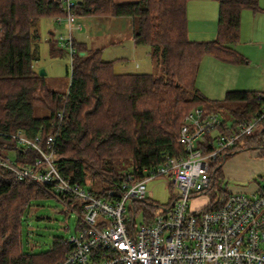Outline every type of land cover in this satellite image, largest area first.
<instances>
[{"label": "trees", "instance_id": "1", "mask_svg": "<svg viewBox=\"0 0 264 264\" xmlns=\"http://www.w3.org/2000/svg\"><path fill=\"white\" fill-rule=\"evenodd\" d=\"M189 1L75 0V21L78 16L129 17L134 44L150 48L151 60L161 72L118 74L113 62L101 59L102 48L91 49L72 39L71 56L64 47L70 57V81L66 93L60 94L47 87L33 64L39 20L64 18L61 1L0 0V132L19 130L31 138L39 136L42 141L56 133L58 172L82 187L86 178L93 184H105L98 191L90 189L95 196L105 197L107 191L120 189L125 174L138 180L144 170L184 154L178 141L179 128L184 114L192 109L218 113L226 104H237L229 109L232 131L254 120L264 106V94L258 98L259 93L253 91H229L222 101H211L195 88V79L205 55L228 64L246 62L232 45L238 41L241 11H256V0H218L216 38L201 42L187 37ZM36 111L44 114L36 115ZM61 111L59 121L57 114ZM224 125L222 121L218 129ZM214 139L213 133L202 137L199 147L204 154L213 150ZM250 147L264 149L263 132L241 137L211 164L213 180L204 193L208 198L204 210L218 208L229 195L222 181L221 161ZM10 152L20 168L32 167L39 158L35 150L16 148L10 138L1 135L0 154L9 156ZM48 198L72 203L65 197L50 196L0 168V264H56L69 253L62 238L54 239L45 251L23 247L26 210L32 202ZM156 210L155 204L134 202L129 209L128 228L135 227L133 216L137 213L142 212L144 223ZM97 254L107 255L103 247L98 248Z\"/></svg>", "mask_w": 264, "mask_h": 264}, {"label": "built area", "instance_id": "2", "mask_svg": "<svg viewBox=\"0 0 264 264\" xmlns=\"http://www.w3.org/2000/svg\"><path fill=\"white\" fill-rule=\"evenodd\" d=\"M60 1L69 34L81 30L80 25H74L75 0ZM58 42L70 56L73 54L71 35L60 37ZM62 113L57 114L59 121ZM263 119L264 106L254 120L224 134L217 131L221 123L218 113L194 108L184 114L179 128L178 141L184 154L144 170L138 180L125 174L120 189L107 191L105 197L95 196L58 172L56 133L42 141L19 130L0 132L16 148L33 149L39 154L33 166L26 168L17 167L10 156L0 154V168L50 196L72 200L66 205L78 215L79 228L64 239L70 251L56 264H264V188L253 194H229L216 209L190 208V200L203 197L211 187V164L241 137L252 135ZM216 131L213 150L204 154L199 147L202 137ZM160 176L167 178L176 195L167 205H155L157 210L148 221L130 230L129 209L134 202L146 201V182ZM99 247L107 255L98 256Z\"/></svg>", "mask_w": 264, "mask_h": 264}, {"label": "rangeland", "instance_id": "3", "mask_svg": "<svg viewBox=\"0 0 264 264\" xmlns=\"http://www.w3.org/2000/svg\"><path fill=\"white\" fill-rule=\"evenodd\" d=\"M115 1L117 3H124L135 0ZM110 18L78 16L74 25L79 24L81 31L73 30L70 34L64 18H62L60 23L55 18H41L39 20L37 25L39 40L35 45L36 62H34L33 68L38 74L41 71L44 72L43 77L50 90L63 94L68 89L71 75L70 57L67 50L57 41H59L60 37L66 38L69 35L76 41L81 38L84 39L91 49H95V47L100 45H107L102 50L101 59L113 61L115 63L114 69L117 72L160 74L161 70L158 64L151 61L150 48L148 46H138V49L132 50L131 41L128 39L129 32L126 21L119 23L116 19ZM204 19L206 21L208 18ZM187 20L191 24V28L195 29L198 22L197 18L188 13ZM117 31H120L121 35H116ZM191 34L190 39H193ZM117 39L120 42L116 46H112L111 43ZM49 41L54 43L50 44L51 42L49 43ZM51 45H53V51H51ZM223 99L221 98L218 101H222ZM236 105L235 103H230L219 108L217 111L220 119L227 122L231 121L232 117L229 109L235 108ZM43 114V111H36V115ZM9 156L12 158L13 154L10 152ZM231 175L232 177L223 176L224 178H222V181L224 179L225 186L229 189L230 187L240 185V182L236 181L237 178H234L238 177V174L234 173ZM102 186H105V184L98 181H96V184H93L91 179L86 178L83 188L98 191ZM175 195L176 190L172 189L167 178L164 176L156 177L146 182L145 200L150 204L158 206L167 205ZM204 197L206 196L190 200L191 210L203 208L206 204L205 199L207 198ZM141 214L142 212L135 215V225L141 223ZM77 224L78 215L65 203L53 198L34 201L24 214L22 226L23 247L35 252L45 251L54 239H65L74 234L77 230Z\"/></svg>", "mask_w": 264, "mask_h": 264}, {"label": "crops", "instance_id": "4", "mask_svg": "<svg viewBox=\"0 0 264 264\" xmlns=\"http://www.w3.org/2000/svg\"><path fill=\"white\" fill-rule=\"evenodd\" d=\"M256 3V11L251 9L241 11L238 41L232 45L233 50L241 55L246 62L234 65L221 62L209 55L201 58L195 79V88L208 100L218 101L224 98L226 92L229 91H253L264 94V0H256ZM188 13L195 16L198 21L196 28L192 29L187 20L188 39L197 42L214 40L217 29L218 0H190L186 8L187 19ZM206 17L208 19L205 21ZM110 19H116L119 23L126 21L132 50L138 49L132 40V20L129 17H111ZM190 34L193 39H190ZM116 35H121L120 31H117ZM77 42L84 43L89 47L87 41L82 38ZM119 42L120 40L117 39L111 45L116 46ZM106 46L100 45L95 48L103 50ZM114 67L115 63L113 62V69ZM114 71L118 74H126V72H117L115 69ZM220 120V126L222 121L225 125L217 131L230 134L233 120L229 122ZM217 131L214 132V135L218 133ZM261 132L264 133V121L260 126L254 128L253 134L260 135ZM262 150L264 149L245 148L238 151L239 153H231L222 160L220 163L222 178H224L223 176L232 177L231 174L235 173L238 174V177L234 178L240 182V185L230 187V189L223 182L227 194H253L264 188V151ZM205 200L206 206L208 198Z\"/></svg>", "mask_w": 264, "mask_h": 264}, {"label": "water", "instance_id": "5", "mask_svg": "<svg viewBox=\"0 0 264 264\" xmlns=\"http://www.w3.org/2000/svg\"><path fill=\"white\" fill-rule=\"evenodd\" d=\"M39 75H40V76H44V72L41 71V72L39 73Z\"/></svg>", "mask_w": 264, "mask_h": 264}]
</instances>
